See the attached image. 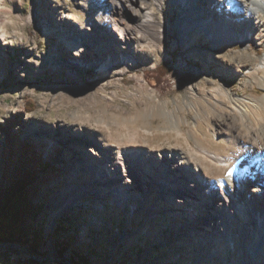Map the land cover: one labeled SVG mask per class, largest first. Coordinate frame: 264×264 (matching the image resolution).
Wrapping results in <instances>:
<instances>
[{"label":"rangeland","instance_id":"374dc122","mask_svg":"<svg viewBox=\"0 0 264 264\" xmlns=\"http://www.w3.org/2000/svg\"><path fill=\"white\" fill-rule=\"evenodd\" d=\"M176 2L145 0L156 24L140 30L129 6L122 7L116 22L119 28L131 23L133 39L111 44L118 30L109 24L114 14L108 1L0 0V187L11 132L48 163L34 183L39 213L28 221V241L0 242V264H81L80 256L89 264H264V243L255 256L249 252L258 236L253 216L261 223L264 213L256 211V202L248 209L243 191L227 197L230 211L216 223L224 225L218 231L206 203L196 202L200 214L186 220L178 213L187 204L165 201L170 192L162 180L141 175L138 182L132 177L128 196L102 187L64 207L67 188L114 179L108 157L127 146L168 155L181 168L197 164L194 173L220 183L226 178L223 166L231 168L227 164L264 125L258 113L250 131L238 129L240 121L221 92L261 101L264 110V27L249 35L255 54L241 44L224 46L231 60L244 53L253 58L235 72L208 59L212 40L205 31L191 30L182 40ZM190 2L201 16L195 0ZM110 53L115 61L102 67ZM77 57L83 63L73 62ZM72 143L73 151L67 147ZM81 150L102 170L85 168L75 158ZM260 205L264 209V201ZM199 224L202 232L195 233Z\"/></svg>","mask_w":264,"mask_h":264},{"label":"bare ground","instance_id":"6f19581e","mask_svg":"<svg viewBox=\"0 0 264 264\" xmlns=\"http://www.w3.org/2000/svg\"><path fill=\"white\" fill-rule=\"evenodd\" d=\"M105 1H108L113 7L114 17L112 18V23L109 24L112 25L111 27L114 30H118V39L113 41L112 38H109L110 41L107 43L113 44L116 42H121L122 44H126V41L133 39L131 36L132 33H129V25L131 23H125L127 27L119 28L118 23L116 22V16L120 15L122 7L124 8L125 6H129V11L134 15L133 24L139 30L145 27H152L156 24V21L152 17V12H149V8L144 4L145 0ZM155 1L160 2L162 0ZM176 1V4L180 3L181 6L177 8L180 12V15L177 18V29L183 36L182 40L189 31L201 29L205 31V33L212 40L211 47L206 52L208 59L221 60L223 64L230 67L235 72L241 71L240 69L242 67H245L250 62H253L251 55L246 53H244L242 57H238V59L235 61L231 60L223 54L224 46H234L236 44H241L244 50L248 49L251 51V54H255L256 51L253 49L252 42L250 40L251 37H249V35H251L259 27H264V0H195V6L201 10V16H196L195 11L192 9L194 7L190 0ZM81 5L83 6L82 3ZM68 17L70 18V16ZM105 31L103 32L105 33ZM158 33V31H155V34ZM254 39L257 40L258 44L262 43L261 39L258 37H254ZM78 57L73 58V62L76 64L83 63V61L78 59ZM115 59L116 57L113 55V53H110L107 58L103 60L102 67L112 64ZM260 64L264 66V54L261 58ZM221 92H223V95H225L227 99L224 102L225 104L227 103L226 106L228 107L229 111L234 117L237 118L238 121H240L237 124L238 129L245 127L250 131L249 126L251 124L254 125V118L256 119L257 117L256 114L260 113L264 115L261 101L242 97L236 94L232 95L225 88L222 89ZM239 134H241L240 131ZM241 141L243 143H247V140L244 138ZM70 145L71 146L67 145V147H70L71 151H73V148L77 146L75 143ZM243 149L245 150L241 151L235 157L231 165L227 164L231 168L228 166H223V168L226 170V178L220 180V183H218L217 180L213 179L207 178V180H204V177H200L194 173L199 171L197 164H195L196 167H191V169H188L187 167L181 168L177 166V164L168 155L166 156L162 153L155 155L154 153L147 151L144 147L127 146L118 151L117 155H110L108 157V161L112 165V169L115 172L114 179L108 180L106 185L104 183L103 185L96 186L94 183H85V185L82 186L67 188V191L62 192L61 197L64 199L63 204H65L64 207H66L70 203H74L79 198L80 194L85 193L86 191L100 190L102 187H105L106 191L115 192L116 194L121 195L126 194L124 196H128V194H131L130 184L132 177L138 182V180H140L138 175H141L145 176L146 178L154 179L155 181L162 180L163 184L167 186L170 192L169 196L165 197V201H169L171 199H175L176 201H184V203L187 204V209H183L182 212L189 214L187 217L182 212L178 214L181 215L182 218H186V220H190V215L192 214V218L200 214V209L198 210L196 202H198V204L206 203L207 207L210 208L211 213L214 215V218H212V223H214V226H216L215 230L218 231L221 229V226L224 227L223 224H220V227H217L218 222H221L223 216L227 217L226 213L230 211L228 206L230 201L227 198L230 196V194L236 195L237 192L240 193L243 191L242 198L244 203H247L248 209L251 210L250 208L253 206L252 202H256L259 203L256 211L259 213H264V209L260 205L262 204V201H264L263 124H261L259 128L255 129L253 142L249 143L247 148L244 147ZM172 153L176 154L177 151L173 150ZM75 158H77L80 163H84L85 168L89 165H92L96 166L97 168L99 167L98 169L102 170L100 163L97 164L92 162L90 157L87 156L83 150L76 153ZM215 160L228 163V159L221 160L216 158ZM158 161L160 166L157 164ZM165 167L169 168L166 169ZM158 168L163 175L162 177L160 176L161 178H159L155 173V170ZM172 169L175 171L172 172ZM165 170L167 173H165ZM126 174L129 175V178L124 177ZM103 175L104 174L101 173V176L103 177L102 179L108 178L104 177ZM70 180H74V178L70 177ZM172 182H174L176 185H183L185 188L177 186L172 188L170 186ZM173 192H182L185 194V197L182 195H177L178 197H174L175 194H173ZM186 200L189 202H185ZM171 209L172 210H170V212L172 211L176 213L175 209ZM222 214L224 215L222 216ZM179 215L176 216L177 219L179 218ZM253 218L255 222L253 228L258 227V236L256 242L251 245L249 252L255 256L258 248L264 243V219L261 220V223H258L256 217L253 216ZM261 218L262 216H260V219ZM193 220L195 219L193 218ZM189 231H191L190 234H194L192 233V230ZM196 232H202L200 224L196 226L195 233ZM258 242H260V244Z\"/></svg>","mask_w":264,"mask_h":264},{"label":"trees","instance_id":"16d2710c","mask_svg":"<svg viewBox=\"0 0 264 264\" xmlns=\"http://www.w3.org/2000/svg\"><path fill=\"white\" fill-rule=\"evenodd\" d=\"M4 152L3 161L8 167L0 187V242L21 243L28 241L29 222L39 213L33 201L34 183L37 181L38 171L43 174L48 163L42 162L41 156L31 144L19 142L17 135L12 132ZM33 253L37 254V251ZM80 262L89 264L83 256H80Z\"/></svg>","mask_w":264,"mask_h":264}]
</instances>
